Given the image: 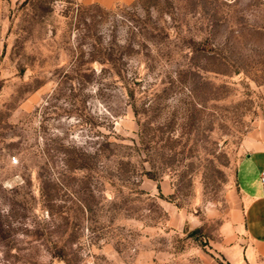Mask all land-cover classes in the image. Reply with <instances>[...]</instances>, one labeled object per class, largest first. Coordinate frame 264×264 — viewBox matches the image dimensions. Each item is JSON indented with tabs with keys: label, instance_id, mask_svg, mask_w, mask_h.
Segmentation results:
<instances>
[{
	"label": "rangeland",
	"instance_id": "374dc122",
	"mask_svg": "<svg viewBox=\"0 0 264 264\" xmlns=\"http://www.w3.org/2000/svg\"><path fill=\"white\" fill-rule=\"evenodd\" d=\"M264 128V0H1L0 264H208Z\"/></svg>",
	"mask_w": 264,
	"mask_h": 264
},
{
	"label": "crops",
	"instance_id": "0c3cea01",
	"mask_svg": "<svg viewBox=\"0 0 264 264\" xmlns=\"http://www.w3.org/2000/svg\"><path fill=\"white\" fill-rule=\"evenodd\" d=\"M80 1L108 6L118 0ZM245 140V151L234 170L239 206L221 225V262L212 260L208 264H264V186L259 180V172L264 169V128Z\"/></svg>",
	"mask_w": 264,
	"mask_h": 264
},
{
	"label": "built area",
	"instance_id": "2783aa9c",
	"mask_svg": "<svg viewBox=\"0 0 264 264\" xmlns=\"http://www.w3.org/2000/svg\"><path fill=\"white\" fill-rule=\"evenodd\" d=\"M259 180L260 183L264 186V169L260 170L259 172Z\"/></svg>",
	"mask_w": 264,
	"mask_h": 264
}]
</instances>
